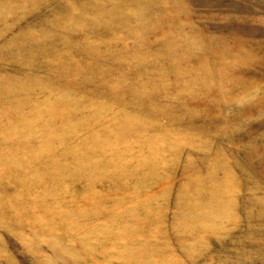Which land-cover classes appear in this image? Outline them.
<instances>
[{"label": "rangeland", "instance_id": "374dc122", "mask_svg": "<svg viewBox=\"0 0 264 264\" xmlns=\"http://www.w3.org/2000/svg\"><path fill=\"white\" fill-rule=\"evenodd\" d=\"M0 264H264V0H0Z\"/></svg>", "mask_w": 264, "mask_h": 264}]
</instances>
